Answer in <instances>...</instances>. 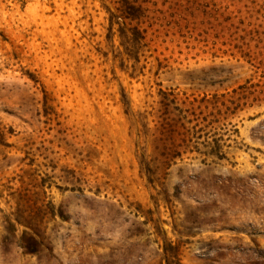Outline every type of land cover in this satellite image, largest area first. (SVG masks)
<instances>
[{
  "label": "rangeland",
  "instance_id": "374dc122",
  "mask_svg": "<svg viewBox=\"0 0 264 264\" xmlns=\"http://www.w3.org/2000/svg\"><path fill=\"white\" fill-rule=\"evenodd\" d=\"M2 132L0 264H264V0H0Z\"/></svg>",
  "mask_w": 264,
  "mask_h": 264
},
{
  "label": "trees",
  "instance_id": "16d2710c",
  "mask_svg": "<svg viewBox=\"0 0 264 264\" xmlns=\"http://www.w3.org/2000/svg\"><path fill=\"white\" fill-rule=\"evenodd\" d=\"M111 25L113 26V22H111ZM1 135H4V133L2 132V133H0Z\"/></svg>",
  "mask_w": 264,
  "mask_h": 264
}]
</instances>
